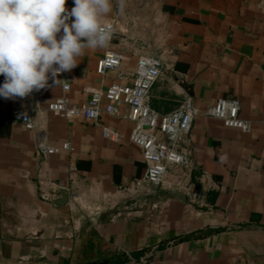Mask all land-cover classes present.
Segmentation results:
<instances>
[{
	"label": "crops",
	"instance_id": "crops-1",
	"mask_svg": "<svg viewBox=\"0 0 264 264\" xmlns=\"http://www.w3.org/2000/svg\"><path fill=\"white\" fill-rule=\"evenodd\" d=\"M111 2L108 45L64 72L71 102L131 83L149 55L164 64L153 109L170 113L191 98L204 112L233 98L251 130L197 116L179 141L187 164L155 185L143 180L125 104L97 122L45 113L46 142L58 152L44 155L36 132L9 116L13 98L0 97V264H264V0H126L123 13ZM108 48L121 65L99 74ZM62 81L50 77L37 91L41 107L64 94ZM62 190L68 201L57 205Z\"/></svg>",
	"mask_w": 264,
	"mask_h": 264
},
{
	"label": "built area",
	"instance_id": "built-area-1",
	"mask_svg": "<svg viewBox=\"0 0 264 264\" xmlns=\"http://www.w3.org/2000/svg\"><path fill=\"white\" fill-rule=\"evenodd\" d=\"M112 28V37L116 32L114 21L104 22ZM111 37V39H112ZM121 54L108 48L98 60L96 71L105 74L121 65ZM164 68L160 58L141 55L137 59L136 70L132 82L123 84L114 82L106 88H93L90 98L82 104H75L65 95L70 85L65 80V73L59 74L63 79L64 94L50 102L45 108L38 102V93L33 91L28 96L13 98L9 109V116L14 121H19L27 129L34 130L37 134V151L44 155L58 152V147L46 142V132L42 116L49 112L66 119L81 118L97 122L105 113L113 116L118 113L119 106L125 104L128 108L123 117L133 122L130 140L141 150L145 162V175L143 180L155 185H166L167 174L173 166L186 165L188 157L179 149V141L190 133L194 119L205 114L222 120L226 126L235 127L243 132L251 130L252 122L240 116V103L233 98H220L204 112L198 109L191 98L170 113H160L150 105V92ZM34 104L33 109L30 108ZM35 114L32 115V111ZM264 122V106L262 109ZM70 149L71 144L62 145ZM138 187L143 181L137 180ZM44 199H50V193H42ZM141 262L145 260L141 258Z\"/></svg>",
	"mask_w": 264,
	"mask_h": 264
},
{
	"label": "clouds",
	"instance_id": "clouds-1",
	"mask_svg": "<svg viewBox=\"0 0 264 264\" xmlns=\"http://www.w3.org/2000/svg\"><path fill=\"white\" fill-rule=\"evenodd\" d=\"M0 0V97H26L77 66L86 49L106 47L111 0ZM126 0H119L121 13Z\"/></svg>",
	"mask_w": 264,
	"mask_h": 264
},
{
	"label": "water",
	"instance_id": "water-1",
	"mask_svg": "<svg viewBox=\"0 0 264 264\" xmlns=\"http://www.w3.org/2000/svg\"><path fill=\"white\" fill-rule=\"evenodd\" d=\"M67 201H68V192H67V190H62L60 192L59 199L56 200V204L57 205H64V204H66ZM104 264H107V263L104 262Z\"/></svg>",
	"mask_w": 264,
	"mask_h": 264
}]
</instances>
